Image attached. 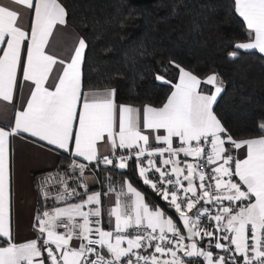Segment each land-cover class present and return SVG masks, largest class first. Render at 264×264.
I'll list each match as a JSON object with an SVG mask.
<instances>
[{
    "label": "snow or ice",
    "instance_id": "obj_1",
    "mask_svg": "<svg viewBox=\"0 0 264 264\" xmlns=\"http://www.w3.org/2000/svg\"><path fill=\"white\" fill-rule=\"evenodd\" d=\"M186 7L176 0L172 15ZM232 8L247 38L234 42L229 58L237 60L239 50L264 54V0H233ZM68 22L60 0H0V101L13 104L18 89H27L10 126L0 127V264H264V117L257 135L237 138L214 109L225 92L221 74L210 66L200 75L173 58L155 74L171 86L161 106L118 103L109 85L89 89L87 34L77 36L67 59L46 50ZM149 55L141 44L125 50L122 62L131 68ZM14 138L71 157L63 172L38 180L45 206L34 216L36 237L24 243L12 231ZM240 149L243 158L233 154ZM90 165L107 172V191L89 190ZM133 165L175 216L127 178ZM116 170L122 179H114ZM49 199L65 206L49 209Z\"/></svg>",
    "mask_w": 264,
    "mask_h": 264
},
{
    "label": "trees",
    "instance_id": "obj_2",
    "mask_svg": "<svg viewBox=\"0 0 264 264\" xmlns=\"http://www.w3.org/2000/svg\"><path fill=\"white\" fill-rule=\"evenodd\" d=\"M60 2L68 12V23L79 35L87 34L91 44L84 66L87 88L109 85L117 90L120 103L161 106L171 90L170 85L155 79L161 64L167 65L168 59L173 58L200 75L211 66L226 85L214 106L218 116L237 138L258 134L257 121L264 117V54L239 50L237 60L229 58L234 42L247 38L242 18L232 8L233 0H185L187 7L181 8L179 15H172L176 0ZM96 21L100 24L96 25ZM119 21H123V27ZM98 32H102L99 40L95 39ZM141 44L153 55L140 58L134 67L125 66L122 53ZM109 46L114 51L104 53L102 50ZM117 70L123 75L109 81L107 76ZM167 78L174 83L176 70L170 69ZM65 157L66 153L59 154L58 169L67 168L71 157ZM119 171L116 170L118 177ZM126 176L148 202L167 209L166 203L138 178L134 165ZM44 206L38 203L39 209ZM167 210L175 216L174 210Z\"/></svg>",
    "mask_w": 264,
    "mask_h": 264
},
{
    "label": "crops",
    "instance_id": "obj_3",
    "mask_svg": "<svg viewBox=\"0 0 264 264\" xmlns=\"http://www.w3.org/2000/svg\"><path fill=\"white\" fill-rule=\"evenodd\" d=\"M3 2L7 3L8 0H3ZM13 7L16 6L13 5ZM20 10L25 13V15L22 17L23 22L26 25H30L31 16L27 14L28 10ZM77 36L80 35L69 23L67 24V26H58V30H54L53 36L50 38L49 49L46 50H50L51 54L56 55L59 58L67 59L72 54L71 50L75 47ZM57 67H59V65H57ZM175 82H177V79ZM26 95L27 89H18L13 104H9L5 101H0V127L10 126L11 122L14 120V113L16 108L20 106ZM13 105H15L16 107H13ZM135 106L142 107L143 105ZM30 139L31 138H29L28 140H20L19 138L13 139L14 176L12 231L18 243L27 242L31 239H34L37 235L33 227L35 222L34 216L39 209L38 203L41 202L42 206L45 205V202L42 200L41 196L38 193V180L41 179L44 174H55L57 171L63 172L62 169L57 168L59 155L55 153L49 154L46 151H42L36 148L29 142ZM233 154L238 158H243L246 155V151L245 149H240L239 151L234 150ZM89 167L91 170L87 172L86 175H88L89 177H94V179L89 180V190L101 192L107 191V182L105 180L107 172L103 168L97 170L91 165ZM114 179L119 180L120 177L115 175ZM69 183L72 182L69 181ZM77 190L80 192L83 191V189ZM108 199V197H104L105 229L109 228L107 217V208L109 207ZM78 201L79 197L73 200H69L68 203H76ZM46 206L51 209L53 206L62 207L65 205L62 203H58L53 199H49L46 202Z\"/></svg>",
    "mask_w": 264,
    "mask_h": 264
}]
</instances>
